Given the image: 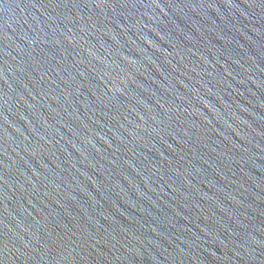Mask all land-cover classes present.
I'll use <instances>...</instances> for the list:
<instances>
[{"label": "water", "instance_id": "water-1", "mask_svg": "<svg viewBox=\"0 0 264 264\" xmlns=\"http://www.w3.org/2000/svg\"><path fill=\"white\" fill-rule=\"evenodd\" d=\"M0 264H264V0H0Z\"/></svg>", "mask_w": 264, "mask_h": 264}]
</instances>
